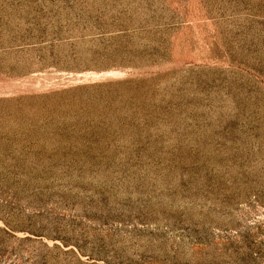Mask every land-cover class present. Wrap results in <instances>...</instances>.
<instances>
[{
  "label": "rangeland",
  "instance_id": "1",
  "mask_svg": "<svg viewBox=\"0 0 264 264\" xmlns=\"http://www.w3.org/2000/svg\"><path fill=\"white\" fill-rule=\"evenodd\" d=\"M0 264H264V0H0Z\"/></svg>",
  "mask_w": 264,
  "mask_h": 264
}]
</instances>
